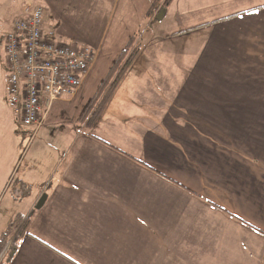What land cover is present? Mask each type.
I'll list each match as a JSON object with an SVG mask.
<instances>
[{
    "label": "crops",
    "instance_id": "1",
    "mask_svg": "<svg viewBox=\"0 0 264 264\" xmlns=\"http://www.w3.org/2000/svg\"><path fill=\"white\" fill-rule=\"evenodd\" d=\"M213 1L182 30L230 36L222 47L248 65L245 74L221 76L220 66L210 95L169 97L167 78L152 75L167 57L152 45L96 122L78 117L91 98L81 97L88 72L39 130L5 142L3 150L19 149L13 190L28 208L17 250L1 264H264V59L241 50L246 33L264 30V0ZM43 4L58 28L55 3ZM200 98L205 105L193 103ZM48 125L60 136L35 143Z\"/></svg>",
    "mask_w": 264,
    "mask_h": 264
},
{
    "label": "rangeland",
    "instance_id": "2",
    "mask_svg": "<svg viewBox=\"0 0 264 264\" xmlns=\"http://www.w3.org/2000/svg\"><path fill=\"white\" fill-rule=\"evenodd\" d=\"M45 1L55 3L59 13L55 15V22L60 24H57L58 28L53 27L51 17L47 16L44 18L45 28L55 29L61 40L90 46L95 52L85 85L83 84L84 88L81 90L83 99L91 97L89 102L101 88L103 97L114 94L113 79L130 53L123 55L116 67L114 64L132 39V44H140L145 50L158 44L155 52L158 59L167 57V69H159L156 72L153 69L155 73L152 75L161 73L167 78L169 97L182 94L186 96L189 93H200L203 97L210 95L214 88L220 87L218 81L212 82V80H218L216 76L220 66H224L220 70L221 76L245 74L244 69L248 66L244 64V68L241 67L243 64L235 53L226 51V47H222V45L230 44L228 42L232 39L230 36L228 38L224 33L213 32L209 28L195 29L193 30L195 32L190 30L180 32L187 26L188 16L199 9L206 13L215 3L213 0H202L200 3H197V0H174L169 9L165 10V14L168 12L167 16L162 19H155L157 15H151V17L143 15L153 0H0V245L4 241L10 242L18 233L22 223L18 217L20 214L27 215L28 208L26 205L28 196H17L13 190V184L15 185L19 177L17 175V178H14L16 169L13 168L19 167V149L13 148L14 143L10 149L3 150L6 147L5 142L18 141L16 133L18 123L10 103L8 72L4 66V37L10 30L14 18L22 14L27 5H44ZM163 1L155 2L156 12L159 13L161 10ZM260 19L262 18H258V21ZM243 28L245 29V26ZM63 30L65 32L60 35ZM245 35L247 38L242 41V52L248 55H252L251 51L258 55L262 54L259 59H264V46H261V42L264 41V30L249 31ZM148 56H150L149 52L141 59L138 69L140 65L147 64ZM134 62L127 69L124 78L129 75ZM108 75L110 77L107 79ZM193 103L205 105L204 98L193 99ZM88 105L89 103L84 107L82 105L81 113L78 114L79 120H83L82 117ZM119 105L115 104L114 107ZM47 128L49 132L46 133ZM47 128L35 135V143L40 140L54 141L58 135L60 136V130H56L54 125H48ZM52 128L55 131H51ZM33 149L34 146L28 156H32L36 148ZM47 153L45 149L41 157H47ZM14 158L18 161L13 162ZM12 162L13 165L9 164ZM33 170L36 174V166Z\"/></svg>",
    "mask_w": 264,
    "mask_h": 264
},
{
    "label": "built area",
    "instance_id": "3",
    "mask_svg": "<svg viewBox=\"0 0 264 264\" xmlns=\"http://www.w3.org/2000/svg\"><path fill=\"white\" fill-rule=\"evenodd\" d=\"M39 6H26L4 37L10 103L21 124L35 130L56 101L76 94L95 57L88 46L61 40L46 29Z\"/></svg>",
    "mask_w": 264,
    "mask_h": 264
},
{
    "label": "trees",
    "instance_id": "4",
    "mask_svg": "<svg viewBox=\"0 0 264 264\" xmlns=\"http://www.w3.org/2000/svg\"><path fill=\"white\" fill-rule=\"evenodd\" d=\"M159 0H153L152 2H151V5H150V7H149V9H148V12H147V16L149 15L150 17H151V15H157V13L158 12H156V7H155V2H158ZM174 0H164L163 1V6H162V8L161 9H164V10H166L170 5H171V3L173 2ZM25 9V8H24ZM24 12V11H23ZM23 14V13H22ZM22 14H20V15H22ZM17 16H19V15H17ZM16 16V17H17ZM15 17V18H16ZM14 18V19H15ZM155 19H156V16H155ZM195 28H197V27H194V28H192V29H195ZM192 29H185V30H182V32H187V31H189V30H192ZM181 32V31H180ZM133 38H135V36L133 37ZM132 41H133V39L132 40H130V42L125 46V48L123 49V51H122V53L120 54V57H119V59L117 60V62L114 64V67H116L117 66V64L119 63V61L121 60V58H122V56L123 55H125V54H127V53H130V55L128 56V58H127V60H126V62L125 63H123V67H121V70L117 73V75L114 77V79H113V85H112V87H115V90H116V88L118 87V85H119V83H120V81L124 78V75L126 74V72H127V69L128 68H130V65L136 60V58L138 57V55L140 54V52H141V46H140V44H132ZM130 51V52H129ZM4 66H5V68L7 69V67H6V64H5V59H4ZM112 72V71H111ZM110 72V73H111ZM110 76L108 75V77H107V79L109 78ZM105 83V82H104ZM112 84V83H111ZM102 89V88H101ZM101 89H99V91H97V93H96V96L89 102V105L87 106V108H86V110H85V112H84V114H83V117H82V119H83V121L84 120H86V118H88L89 116V114H91V116H92V119H93V121L94 122H96L97 120H98V118L102 115V113L104 112V110H105V108H106V106L108 105V103H109V101H110V99H111V97L113 96V94L112 95H107V96H105V97H103L104 96V94H103V92L101 91ZM113 92V91H112ZM115 92V91H114ZM113 92V93H114ZM98 102V103H97ZM97 103V104H96ZM96 104V105H95ZM99 104V105H98ZM90 116V117H91ZM15 117H16V121H17V123H18V128H17V131H19V130H23V129H25V128H29V127H24L22 124H21V121H20V118H18L16 115H15ZM18 220L19 221H21V219H20V217H18ZM21 227H23V229H21ZM26 229V223L25 222H23V223H21V226H20V228H18V233L14 236V238L10 241V242H8V243H6L5 241L0 245V253L2 252V250L6 247V246H8V248H7V252H6V256H5V258L7 259V260H9L10 258H12L13 256H14V254H15V252H16V250H17V237H18V235L20 234V232H21V230H25Z\"/></svg>",
    "mask_w": 264,
    "mask_h": 264
},
{
    "label": "water",
    "instance_id": "5",
    "mask_svg": "<svg viewBox=\"0 0 264 264\" xmlns=\"http://www.w3.org/2000/svg\"><path fill=\"white\" fill-rule=\"evenodd\" d=\"M164 14H165V10L164 9H161L159 11L158 15L156 16V19H162V18H164ZM46 199H47V195L46 194H43L41 196V198L39 199V201H38V203L36 205V208L37 209L41 208L43 206V204L45 203Z\"/></svg>",
    "mask_w": 264,
    "mask_h": 264
},
{
    "label": "bare ground",
    "instance_id": "6",
    "mask_svg": "<svg viewBox=\"0 0 264 264\" xmlns=\"http://www.w3.org/2000/svg\"><path fill=\"white\" fill-rule=\"evenodd\" d=\"M39 8L42 9V11H43V15H44V17H45V11H44V8H43L41 5L39 6Z\"/></svg>",
    "mask_w": 264,
    "mask_h": 264
}]
</instances>
